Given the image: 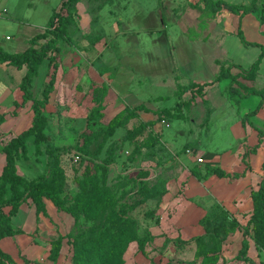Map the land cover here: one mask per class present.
<instances>
[{
	"label": "rangeland",
	"instance_id": "1",
	"mask_svg": "<svg viewBox=\"0 0 264 264\" xmlns=\"http://www.w3.org/2000/svg\"><path fill=\"white\" fill-rule=\"evenodd\" d=\"M223 1L248 6L251 0ZM63 3L0 0V47L10 53L25 50L31 39L43 34L53 13L66 15ZM195 3L198 0H80L75 25L68 28L54 55V91L43 110L48 142L41 143L43 151L48 143L59 150L56 160L64 172L61 197L70 213L49 207L47 216L36 215L25 202L23 212L14 220L23 233L2 246L12 258L10 264H87L84 247L105 231L129 239L106 264H249L239 256L242 227L253 208L249 190L264 178V136L253 151L257 132L243 117L264 96V58L249 79L231 68V73L238 75L241 91L252 90L257 96L234 101L227 92L229 80L210 84L221 66L246 69L260 52L240 42L237 16L227 11L215 15L201 12ZM258 5L263 7L264 0ZM240 26L247 42L264 47V23L258 13L245 16ZM45 42L39 41L36 47ZM99 68L108 71L105 76L98 75ZM53 71L46 59L32 83L34 98L42 99ZM204 84L209 85L202 95L197 89L179 95L183 89ZM103 85L106 90L101 92ZM102 100L103 117L94 132L119 114L127 121L97 152L102 137L86 143L81 135L87 134L88 116ZM127 109L136 117L129 118ZM167 110L178 112L179 119H165ZM32 117L29 103L20 113L18 129L14 130L17 123H13L4 137L28 129ZM250 120L264 132V106ZM139 124L145 129L136 138L138 150L132 155L134 144L124 138L126 130ZM114 141L117 162L106 165L107 148ZM238 150L239 155H247L249 172L255 174L243 183L227 181L240 191L234 209L217 203L211 191H206L203 199L194 195L182 198L184 180L194 164L242 171ZM207 152L217 157L208 161L204 158ZM28 156L29 160L18 163L20 175L32 179L46 172L48 157L44 152L36 157L31 141ZM196 156L202 162H190ZM198 205H204L206 211L200 221L220 213L217 206L239 223L234 233L219 235L221 248L215 256L196 258L194 243L180 244L178 249L173 245L175 240H183V229L197 228L196 221L182 219L197 217ZM193 234L198 233L193 230ZM58 237H64L63 246L53 262L49 254ZM247 241V256L255 264H264V252L255 246L251 235Z\"/></svg>",
	"mask_w": 264,
	"mask_h": 264
},
{
	"label": "trees",
	"instance_id": "2",
	"mask_svg": "<svg viewBox=\"0 0 264 264\" xmlns=\"http://www.w3.org/2000/svg\"><path fill=\"white\" fill-rule=\"evenodd\" d=\"M66 15H61L59 12L53 13L51 19L48 21V25L45 28L43 34L36 35L30 40L29 46L20 53H8L2 47H0V64H6L12 66L17 70H24V74L19 83V90L22 92V103H15L16 108L23 107L25 104L30 103V111L33 115L31 126L13 137L11 140L0 145V153L5 157V165L0 175V242L3 239L11 238L17 235H21L23 232L20 228H16L12 223V218L15 217L19 211L21 205L28 200L31 201L32 206L35 209L36 215L42 214L47 216L45 200L50 201L53 206L59 211H65L70 213L66 208L63 198L61 197V188L63 185L64 172L62 168L57 164L56 157L58 156V149H55L51 144H47L45 151L42 150L41 143L48 142V138L44 134L46 127V118L44 115V107L47 104L50 95L54 91L55 85V70L56 63L54 62V55L59 51V42L64 40L68 28L75 25V15L77 13V5L80 0H63ZM259 0H251L248 6L244 5H233L223 0H198L194 7L201 12H208L211 15L218 14L222 11H227L230 14L238 17V29L237 37L239 38L242 45L245 47H253L259 49V55L257 59L246 69L240 66H230L227 68L220 67V71L216 75L213 82L219 83L223 80H229L227 86V92L229 97L234 101L247 99L258 94L252 90L247 92L241 91L240 86L236 82V77L231 73V68H237L246 79L252 78V74L257 72L259 66L264 58V47L254 42H247L243 36L241 30V20L249 14H259L260 20L264 23V6L258 5ZM41 40H46L45 43L36 47L37 43ZM53 56H49V55ZM48 59L49 63L52 64L54 71L50 74V79L43 89L41 95L42 99H36L32 93L33 80L38 76V72L44 61ZM106 69L99 68L98 73L103 76L107 73ZM209 84L200 86H191L189 89L181 90L179 95L184 93L195 91L202 95L204 87ZM196 87V88H194ZM194 88V89H193ZM106 90V86L103 85L101 92ZM247 90V89H245ZM180 91V90H179ZM103 100L101 105L92 108L88 120L89 128L87 134H82L81 139L86 143L96 140L102 137V141L97 148V152L102 151L104 145L112 139L115 131L118 127H123L127 120H121V114L116 116L111 122L105 127L101 128L98 132H94L96 127L100 128V121L103 117ZM264 96L261 98L256 105L255 109L246 114L243 117V122L247 123L252 127L258 135V144L252 150L255 151L260 145L261 139L264 136V132L255 126L250 120L255 117L263 107ZM140 109V108H139ZM129 118L136 117L135 112L132 110H126ZM167 120H178L180 114L171 113L166 111L163 116ZM4 120V115L0 116V124ZM125 121V122H124ZM145 125L139 124L132 130H126L125 142L134 144V149L131 154L133 155L137 150L136 138L141 136L144 132ZM31 141L34 147V155L39 157L45 153L48 157L47 170L35 178L28 179L18 173V163L20 160H29L28 156V144ZM116 141L110 143L107 148V156L104 160V164L110 165L117 162L116 156ZM84 147V144L83 146ZM83 151L82 148H79ZM243 163H245V157H243ZM248 167H246L247 169ZM190 174L199 182L206 181L211 176H217L218 178H230L237 180L245 176V171L242 173H227L221 168L195 164L190 168ZM252 203V213L247 224L242 227V242L239 256L245 263L255 264L248 256V241L247 236L251 235L252 241L255 246L264 252V178L262 179L258 189L251 191L250 193ZM220 213L203 218L200 221V225L204 230V234L191 238L190 240L177 239L174 242V246L177 248L180 244L185 246L194 243L195 245V257L202 256H215L220 252L221 241L219 235L226 236L234 233L240 226L237 220L225 209L215 207ZM64 237H58L52 242L49 260L56 261L59 257L60 251L63 246ZM129 239L122 238L121 235L116 233L103 232L102 235L90 240V242L84 247L86 249L85 261L87 264H106L109 259L123 250ZM145 242H141V250L143 249ZM178 249V248H177ZM88 259V261H87ZM12 262L11 256L4 252L0 248V264H10ZM169 264V262H168Z\"/></svg>",
	"mask_w": 264,
	"mask_h": 264
},
{
	"label": "crops",
	"instance_id": "3",
	"mask_svg": "<svg viewBox=\"0 0 264 264\" xmlns=\"http://www.w3.org/2000/svg\"><path fill=\"white\" fill-rule=\"evenodd\" d=\"M23 51H21V52H23ZM8 53H10V52H8ZM16 53H20V52H16ZM23 71L24 70H17L16 68H14L12 66H8L6 64H2V65L0 64V116L4 115V120L0 124V136H1L0 140L9 141L13 137H15L16 135L21 133L22 131L26 130V129L21 130V131L15 133L16 135L13 134L11 136H8V138L4 137L6 134L9 133L8 132L9 131V127L13 123H15V122L17 123V125L15 126L14 130L18 129V127L20 126V122H17V121L20 118V113L27 106V104H25L23 107H18V108H16L14 106L15 103H17V104H21L22 103V92L19 90L18 86H19L20 80H21V78H22V76L24 74ZM98 75L100 76L99 73H98ZM103 76H105V75H103ZM103 76H100V77H103ZM114 105H116V104L114 103ZM263 106H264V103H263ZM105 110H106V108H105ZM104 118H106V116H104ZM13 125H15V124H13ZM257 137H258V135H257ZM5 138H7L8 140H5ZM2 144L3 143H0V145H2ZM257 144H258V138H257ZM257 144L255 146H257ZM167 145H171L172 149L174 148L173 145L170 144V143H167ZM237 152H238V155H239V153H240L239 150ZM196 154H197V152H196ZM215 157H217L216 154L212 155V154H210V152H207L206 153V157H204V158L206 160H208V161L209 160L213 161ZM238 157H239V159H241L242 165H244L242 171L239 172V170H238L237 172H228V171H226V172L232 174V173H242V172L245 171V176L243 178L234 180V182L243 183V182H246V181L249 180L251 174H255V173L254 172L250 173L249 172V168L246 169V167H248V165L246 166L243 163V161H242L243 157H245V163H246V160H247V158H246L247 155L246 154H244V155L241 154ZM196 159H197V156H196V158L194 157L190 162L194 163V161H197ZM226 159H228V158H226ZM4 165H5V157H4V155L2 153H0V175L2 173ZM219 168H221V167H219ZM262 168H263V166H262ZM239 169H241V168H239ZM187 177L188 178H185V180H184V181H187V184L185 186L186 190L184 192V195H186V196L183 195V197H182L183 199L188 197V195H191V196L194 195V197L197 196V197H200V198L203 199L204 198V193L206 191H208V192L211 191L214 194L217 203H221L223 206L226 207L227 210L230 209V208L234 209V207L236 206L235 202L239 198L238 194H239L240 191L237 190L236 187L235 188L233 186L230 187L227 184V181H233V179H230V178H218L217 176H211L206 181L199 182L190 174V172H189ZM262 179L260 180V182L258 181L259 182L258 183V187H259ZM258 187L257 188L254 187L253 189L249 190V199H250V201H251V198H250L251 191H256L258 189ZM244 188H246V189L248 188L249 189V187H247V186H244ZM194 192L196 194H194ZM165 199H167V198H165ZM27 202L29 203L30 207L34 208L32 206V204H31L30 200H28ZM44 202H45V206H46V212H47V215H48L49 207L52 208L54 206L48 200H45ZM207 203H210L208 199H207ZM212 203H213V201H211V204ZM25 204L26 203L21 205L17 215L12 218V223H13V225L16 226V228H20V227L17 226L16 223H14V220L21 212H23V209H24L23 207L26 206ZM208 205H210V204H208ZM198 206H200L201 209L199 210V212L196 213L197 217L184 216L183 219H182V222H194V221H196V223L198 225H197V228H194L193 230H195L198 234L194 235L193 234V230H191L189 228H185V229H183L185 234L183 236H181L183 238V240L191 239L193 237H196V236H199V235L202 234V228L199 225V222H200V219L206 214V211L204 210V205H198ZM21 209H22V211H21ZM230 212L232 213V211H230ZM248 220H247V222H248ZM17 236H20V235H17ZM17 236L3 239L0 242V248L2 249V246H3V244L5 243L6 240L15 238Z\"/></svg>",
	"mask_w": 264,
	"mask_h": 264
},
{
	"label": "built area",
	"instance_id": "4",
	"mask_svg": "<svg viewBox=\"0 0 264 264\" xmlns=\"http://www.w3.org/2000/svg\"><path fill=\"white\" fill-rule=\"evenodd\" d=\"M161 123H162V124H164V123H165V121H164V120H162V121H161ZM165 126H167V127H168V125H167V124H166ZM187 153H189V151H188V150H187ZM197 161H198V162H202V160H201L200 158H198V159H197Z\"/></svg>",
	"mask_w": 264,
	"mask_h": 264
}]
</instances>
